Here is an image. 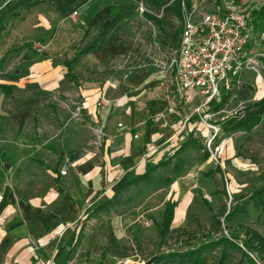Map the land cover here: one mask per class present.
<instances>
[{
    "label": "crops",
    "instance_id": "obj_1",
    "mask_svg": "<svg viewBox=\"0 0 264 264\" xmlns=\"http://www.w3.org/2000/svg\"><path fill=\"white\" fill-rule=\"evenodd\" d=\"M6 1L0 0V264H27L32 263L28 239L46 244L48 229L49 234L61 230L62 221L74 218L86 201L109 197L126 172H141L145 161L163 153L173 132L171 125L160 129L166 119L148 122L146 99L119 95L112 75L102 82L82 74L116 67L113 61L124 47L118 37L78 51L129 15L132 0H37L10 8ZM250 35L249 52L264 48V28L252 27ZM240 76L242 89L233 93L244 105L240 116L258 121L223 135L220 163L231 174L236 163L255 166L250 157L264 152V65L244 67ZM98 99L103 102L96 105ZM99 123L104 135L97 138L93 126ZM203 164L215 167L208 158ZM107 242L98 237L95 243Z\"/></svg>",
    "mask_w": 264,
    "mask_h": 264
},
{
    "label": "rangeland",
    "instance_id": "obj_2",
    "mask_svg": "<svg viewBox=\"0 0 264 264\" xmlns=\"http://www.w3.org/2000/svg\"><path fill=\"white\" fill-rule=\"evenodd\" d=\"M262 1L247 0L250 5L255 4L254 8ZM132 2L129 15L112 22L107 26L110 28L102 29L93 40L95 45L110 37L119 38L124 47L117 61H113L116 67L110 65L101 75L97 71L82 74L84 78L96 81L99 77L102 82L112 75L111 82L116 83L119 95L126 93L146 99L144 106L150 110L149 115L152 114L148 116V122L163 123L166 119L167 123L159 126L160 129L171 125L173 137L165 142L162 151L170 154L171 158L166 165L151 172L148 182L132 183L111 193V202L105 208L91 210L93 205L108 196L86 201L74 218L62 221L61 230L50 234L51 229L47 230L46 244L38 239H28L26 250L32 263L27 264H187L176 260L168 262L164 257L155 259L167 251L193 248L221 235L236 241L238 246L228 245L220 264H234L238 260L241 264H264V206L253 204L250 196L264 183V152L250 157L255 166L236 163L233 174L221 166V152L216 157L209 156L204 144L207 129L193 111L200 97L195 91L189 95L177 92L168 67L179 31L175 0ZM213 6L212 0H207L204 9ZM0 8L4 9V4ZM250 25L251 28L258 26L251 19ZM248 42H252L251 36ZM263 62L256 64L262 66ZM233 95L212 107L222 109L214 116L220 123L218 138H224L227 119L240 117L244 111V105ZM154 116L160 118L155 120ZM188 125L192 126L191 130ZM189 139L194 141L193 145L171 154L182 141ZM149 150L152 151L151 158L154 157L155 147ZM206 158L215 166L214 169L208 170V166L203 164ZM211 171L217 173L213 175ZM170 191L174 203L179 204L177 216L158 231L162 208ZM233 206L240 211L226 218ZM86 234L89 237H85V245L82 246L80 240ZM97 236L107 238L106 245L98 247L95 243ZM76 237L78 242H75ZM50 241L51 245L46 247ZM220 251L221 244L214 249H205V264H215Z\"/></svg>",
    "mask_w": 264,
    "mask_h": 264
},
{
    "label": "built area",
    "instance_id": "obj_3",
    "mask_svg": "<svg viewBox=\"0 0 264 264\" xmlns=\"http://www.w3.org/2000/svg\"><path fill=\"white\" fill-rule=\"evenodd\" d=\"M206 1L179 0L178 38L168 67L178 92L189 95L195 91L200 97L193 111L207 129L204 144L209 156L216 157L223 139L218 138L220 123L214 116L222 109L212 107L240 87L244 67L264 61V49L254 53L246 49L251 36L250 13L255 4L250 5L247 0H212L214 6L204 9ZM102 102L98 99L95 104ZM81 106H75V114ZM116 125L122 123L117 121ZM93 130L97 138L104 135L101 123L94 125Z\"/></svg>",
    "mask_w": 264,
    "mask_h": 264
},
{
    "label": "trees",
    "instance_id": "obj_4",
    "mask_svg": "<svg viewBox=\"0 0 264 264\" xmlns=\"http://www.w3.org/2000/svg\"><path fill=\"white\" fill-rule=\"evenodd\" d=\"M37 0H13V1H6L5 5L10 8L13 6H16L18 4H30L32 2H35ZM176 4V13L179 14V0H175ZM250 19L252 22L256 23V25L260 26L264 24V0L262 3H260L256 8L252 9L250 13ZM258 20V21H257ZM255 25V24H254ZM94 43H88L87 45L83 46L81 49H79L78 53L84 52L88 50L89 48H92ZM243 86V84L240 85V88ZM238 88V90H240ZM224 98L220 102L216 104V106L220 105L223 102ZM261 102V101H259ZM215 106V107H216ZM258 121L257 116H251L249 118H243V117H237V118H231L227 119L228 127L227 129H235L239 126H244L245 129H249L252 127L256 122ZM194 141L192 140H185L182 141L177 148L173 150L171 154H174L176 152H180L185 146L191 144L193 145ZM199 147V146H198ZM171 155L163 152L155 161H145L143 170L138 173H132V172H126V178L124 182L118 187H125L129 184L136 183V182H148L150 180V174L151 172L158 166H164L168 163L170 160ZM173 168H176V165L173 166ZM118 188L114 191L116 192ZM250 196L253 199V204H260L262 207L264 206V183L255 188ZM110 197H106L100 201H98L95 205L92 206V211H96L98 209L105 208L110 203ZM238 209V210H237ZM242 210V209H241ZM240 209L236 208L235 206L230 207L229 211L225 215L226 218H229L230 216H234L239 212ZM174 212V201L171 199V197H168L163 205L162 212H161V219L159 222V230L162 231L163 228H165L171 221L172 216ZM252 233L257 234L255 231L252 230ZM79 239L76 237L75 242H78ZM221 244V251L220 255L218 257V260L215 264H220L221 259L223 258L225 254V248L228 245L232 246H238L236 241H232L231 239H228V237L221 235L216 239L208 240L205 242H202L198 244L197 246L193 248L183 249L180 251L173 250V251H167L166 253H163L162 255L158 256L157 259L164 257L165 261H177L179 263H187V264H205V257L203 255V251L205 249H214L217 245ZM71 249V247H70ZM246 255V253H245ZM248 257V256H247ZM234 264H241V260H238Z\"/></svg>",
    "mask_w": 264,
    "mask_h": 264
}]
</instances>
